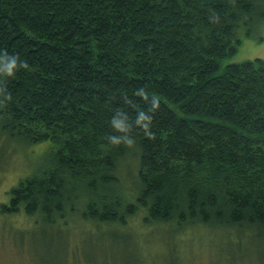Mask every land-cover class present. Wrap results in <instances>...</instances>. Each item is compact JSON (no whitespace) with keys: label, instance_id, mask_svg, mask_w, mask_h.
I'll return each instance as SVG.
<instances>
[{"label":"trees","instance_id":"trees-1","mask_svg":"<svg viewBox=\"0 0 264 264\" xmlns=\"http://www.w3.org/2000/svg\"><path fill=\"white\" fill-rule=\"evenodd\" d=\"M261 25L264 0H0V50L28 63L0 79V135L43 147L0 215L264 238V59L223 64ZM141 108L154 134L110 144L114 112Z\"/></svg>","mask_w":264,"mask_h":264},{"label":"rangeland","instance_id":"rangeland-1","mask_svg":"<svg viewBox=\"0 0 264 264\" xmlns=\"http://www.w3.org/2000/svg\"><path fill=\"white\" fill-rule=\"evenodd\" d=\"M258 31L244 37L223 64L264 59V25ZM42 148L28 149L0 135V203L8 200L10 189L35 166ZM7 156L4 165L1 159ZM136 171L121 168L124 188L132 186ZM142 217L139 211L124 226L102 224L96 229L94 223L71 216L70 226L60 232L39 221L31 227L23 215L11 221L0 215V264H264V238L253 233L203 226L176 231L173 224H146Z\"/></svg>","mask_w":264,"mask_h":264},{"label":"clouds","instance_id":"clouds-1","mask_svg":"<svg viewBox=\"0 0 264 264\" xmlns=\"http://www.w3.org/2000/svg\"><path fill=\"white\" fill-rule=\"evenodd\" d=\"M28 63L19 57L17 53H9L7 50H0V79L13 77L20 68H27ZM137 94L144 92V89H137ZM11 99V93L3 86H0V104H5ZM155 98L152 99V106L156 105ZM153 115L151 110L141 108L131 120L127 111L117 109L110 118V126L113 131L107 136L112 145H135L136 138L132 134L133 126H138L146 136H151Z\"/></svg>","mask_w":264,"mask_h":264},{"label":"bare ground","instance_id":"bare-ground-1","mask_svg":"<svg viewBox=\"0 0 264 264\" xmlns=\"http://www.w3.org/2000/svg\"><path fill=\"white\" fill-rule=\"evenodd\" d=\"M253 60V59H252ZM134 201V200H133Z\"/></svg>","mask_w":264,"mask_h":264}]
</instances>
